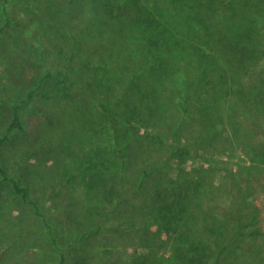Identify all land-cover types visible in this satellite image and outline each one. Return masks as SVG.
Instances as JSON below:
<instances>
[{
    "label": "trees",
    "instance_id": "trees-1",
    "mask_svg": "<svg viewBox=\"0 0 264 264\" xmlns=\"http://www.w3.org/2000/svg\"><path fill=\"white\" fill-rule=\"evenodd\" d=\"M16 1L0 0L6 24L15 23L9 3ZM25 1L28 15L14 17L18 24L23 18L25 27L11 35L14 42L25 44L37 63V81L24 98L9 97L11 120L0 142L23 128L22 113L30 108L42 113L47 125L52 124L42 134L59 154L69 158L60 174L65 183L55 192L68 191L63 193L62 204L55 205L60 217L56 232L55 222L40 201L30 198L27 180H19L0 165V192H12L19 204L30 205L34 223L27 226L30 218L22 221L19 216L21 223L8 225L13 218L0 210L4 215L0 242L8 246L0 264H17L14 257L13 263L9 261V254L29 240L38 247L35 264H68L65 249L82 243L92 260L82 252L76 264H122L116 251L109 250V258H103L106 242L90 240L105 228L119 237L138 235L146 249L137 254L139 264H163L161 258L152 259L148 235L143 238L148 219L180 233L174 239L182 246L166 258L167 264H220L228 255L231 259L230 253H234L231 260H236L247 226V180L239 185L235 174L229 176L227 201L233 203L219 211L216 202L220 199L213 202V186L206 176L174 167L172 160L178 165L189 158L194 147L181 142V137L191 132L208 135L201 146L204 151L220 149L212 142L215 119L225 115V95H238L220 92L215 96V91L206 93L199 88L205 86L208 70L213 73L212 85L229 80H215V54L228 61L216 42L227 38L221 45L232 46L239 33L244 42L254 39L253 29L257 23L264 24V4L255 1L259 8L245 12L248 0H244L238 6V18L234 17L235 25H229L231 36L217 33L216 37L211 30L212 14L222 7L235 8L233 0H89L98 13L89 26L82 18L87 0H52V4L44 0L46 14L32 6V0ZM171 57L198 66L187 72L178 65L180 75L171 79ZM89 86L97 93L89 94ZM171 89L172 97L168 96ZM203 94L206 98L199 100ZM65 127L66 134H60ZM191 232L197 235H186ZM124 241L112 242L111 249ZM254 257L248 264H262L261 257Z\"/></svg>",
    "mask_w": 264,
    "mask_h": 264
},
{
    "label": "rangeland",
    "instance_id": "rangeland-1",
    "mask_svg": "<svg viewBox=\"0 0 264 264\" xmlns=\"http://www.w3.org/2000/svg\"><path fill=\"white\" fill-rule=\"evenodd\" d=\"M49 1L52 4V0ZM243 1L233 0L235 8L227 10L228 7L225 9L222 7V10L220 8L212 14L213 23L211 30L213 33L215 32L216 37L218 36L217 33L231 36L232 31L229 25H235L234 17L238 18L240 14L238 6L241 4L242 7L245 4ZM255 1H258L259 5L264 4V0H248L245 12H247L246 9L250 11V8L254 10L259 8L254 5ZM43 2L44 0H32V6L41 8V12L46 14ZM9 4L13 11L10 15L13 16L12 20L15 22L11 25L9 23L6 24V18L1 10L0 3V24L3 25V29L0 32V137L4 134V128L11 120L12 110L8 100L9 97L17 95L20 98H24L29 87L36 85L38 73L35 69L37 63L28 54L25 44L19 40L14 42L11 35L19 32L21 26L25 27L26 23L22 22L23 18L19 24L14 19L28 15L27 1L17 0L15 3ZM93 7V3L89 0L84 4L85 10L82 18L87 23V26L98 19V13ZM222 12L225 13L222 14ZM253 30L256 32V36L248 42L243 41L241 33L232 41V46L221 45V41H227V38H220L216 42V45L221 48L228 61L222 56L215 54V80L220 78L227 79V77L229 80L223 81L221 85V81L224 79H220V82L215 81V85H212L213 73L208 70L205 75L207 82L204 87L199 88V90L207 91L206 93L215 91V96H218L219 94L217 93L220 92L222 94L235 92L238 95L237 97H232L231 95L226 97L225 95V105L222 108L225 111V115L223 118L215 119L214 130L216 134L212 138V142L215 145L218 144L220 149L216 150V148L211 147L204 151L201 146H204L208 135L198 136L197 133L191 132L187 136L181 137V142H184L187 146L193 145L194 147V150L190 151L189 158L186 161H181L178 165L175 159L172 160L174 167L178 166L190 172L199 171V173L206 176L208 182L213 186L210 190L213 202H215V199H220L219 202H216L218 205L216 210L219 211H222L226 205L233 203L227 201L228 189L225 184L231 182L229 176L235 174L234 181H237L239 185L241 181L247 180L249 193L247 198L248 209L245 217L247 222V226L244 229L245 236L239 244L240 250L236 254L237 259L231 260L234 253H230L231 259H228V255L220 264H248L250 260L256 259L254 256L261 257L260 263L264 264V24L257 23ZM52 58H58V56L54 55ZM38 64H40L39 60ZM178 65L180 68L186 69L187 72H189L190 68L198 66L196 62L188 64L178 58L171 57L168 67L169 78L179 77L180 69L177 68ZM5 68L9 70L6 73H4ZM224 82H228L227 85ZM16 89L17 93L14 92ZM86 90L91 95L97 93L95 88L91 86L87 87ZM171 91L172 89L168 91V96L172 97L173 93ZM205 95L203 94L199 100L206 98ZM239 97L247 101L241 103L238 99ZM22 122L23 128L21 130L10 133L8 138L0 142V165L8 173L11 174L13 172L19 180H27L29 183L28 190L31 192L30 198L40 201L42 209L46 211L49 218L52 217L51 219L56 224L55 226L53 222L54 231L59 232L60 217L58 212H55V209L56 206L62 204L63 193H66L68 189H63L58 195H56L58 192L56 193L55 190L59 191L61 185L65 183L61 179L60 174L64 170V166L67 165L69 158L59 154L55 145H53L54 143L49 142L46 139L47 136L42 134L45 129L47 130L48 127L52 126L51 123L47 125L42 113L30 108L22 113ZM58 127L59 124L57 125ZM143 129L140 126L141 132ZM66 130V127L60 130V134L65 135ZM195 150L198 153H195ZM170 171L174 174L176 168ZM68 188H72V186ZM79 190L80 188H76L77 192ZM0 193V210H3L2 212H4L5 216L13 218L8 221V225H11L13 221L21 223L18 220L19 216L22 221L23 218H30V220H26L27 226L34 224L31 220L33 215L30 214L32 210L30 205L19 204L12 192L2 190ZM226 208L229 209L230 207ZM20 212L22 216L19 215ZM65 214V212H62L63 216ZM4 215L0 214V223H4ZM17 215L18 218H15ZM255 227H257L258 231H254ZM3 228H5L4 225ZM146 228L148 233L144 231L143 238L146 235L149 237L147 244L148 246L150 245L149 247L153 251L152 259L153 257L155 260L163 259V264H167L166 258L176 252L175 248L179 244L182 246L181 243L174 239V236L180 235V233L175 232L173 228L160 226L155 219H148ZM183 235L185 233H182ZM186 235L196 236L197 232H191ZM121 238H125L124 243L111 249L112 242L117 243V240L119 241ZM90 240L106 242L107 248L102 250L104 251L103 258H109V250L114 253L116 251L122 264H139L137 259L139 256L137 254L146 250L135 233H132L129 237H119L115 231L105 228L100 232L93 233L90 236ZM7 248V243L0 242V258L3 255L6 256ZM65 250L68 264H76V262L81 261L79 259H81L82 252L87 256L88 247L82 243V245L76 244L74 247H67ZM179 250L186 252L187 249L182 248ZM37 255L38 247L32 246L29 240L21 250L9 254V261L13 263L12 258L14 257L17 264H35L33 259ZM90 256L91 253L89 254ZM89 259L92 260L91 258ZM84 262L82 260L80 263ZM171 264H177V262H171Z\"/></svg>",
    "mask_w": 264,
    "mask_h": 264
}]
</instances>
